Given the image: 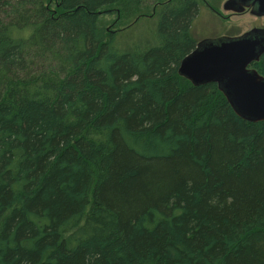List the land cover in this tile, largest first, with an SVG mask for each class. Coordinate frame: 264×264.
Listing matches in <instances>:
<instances>
[{
  "label": "trees",
  "instance_id": "1",
  "mask_svg": "<svg viewBox=\"0 0 264 264\" xmlns=\"http://www.w3.org/2000/svg\"><path fill=\"white\" fill-rule=\"evenodd\" d=\"M199 9L0 0V264H264V121L179 74Z\"/></svg>",
  "mask_w": 264,
  "mask_h": 264
},
{
  "label": "water",
  "instance_id": "2",
  "mask_svg": "<svg viewBox=\"0 0 264 264\" xmlns=\"http://www.w3.org/2000/svg\"><path fill=\"white\" fill-rule=\"evenodd\" d=\"M224 10L247 9L264 17V0H225ZM264 54V28L241 35L207 38L196 43L179 67L193 85L216 83L235 113L250 122L264 121V75L252 67Z\"/></svg>",
  "mask_w": 264,
  "mask_h": 264
},
{
  "label": "rangeland",
  "instance_id": "3",
  "mask_svg": "<svg viewBox=\"0 0 264 264\" xmlns=\"http://www.w3.org/2000/svg\"><path fill=\"white\" fill-rule=\"evenodd\" d=\"M224 2L225 0H199V13L190 29V35L196 42L224 35H241L255 27H264V17L254 16L248 9L241 13L224 10ZM98 16L101 25L111 30L126 28L121 32L124 41H130L135 36L148 37L146 24L153 20L142 18L136 27H128L135 22L134 18L126 19L115 5L105 7Z\"/></svg>",
  "mask_w": 264,
  "mask_h": 264
},
{
  "label": "flooded vegetation",
  "instance_id": "4",
  "mask_svg": "<svg viewBox=\"0 0 264 264\" xmlns=\"http://www.w3.org/2000/svg\"><path fill=\"white\" fill-rule=\"evenodd\" d=\"M234 13V12H233ZM260 28H264V27H260Z\"/></svg>",
  "mask_w": 264,
  "mask_h": 264
}]
</instances>
